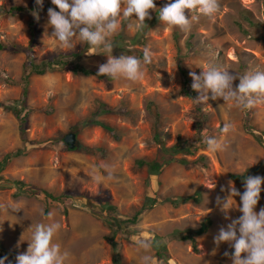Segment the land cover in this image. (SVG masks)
Masks as SVG:
<instances>
[{"label":"rangeland","instance_id":"obj_1","mask_svg":"<svg viewBox=\"0 0 264 264\" xmlns=\"http://www.w3.org/2000/svg\"><path fill=\"white\" fill-rule=\"evenodd\" d=\"M31 1L0 0V44L16 43L22 47L30 44L31 16H13L9 10ZM154 2L157 10L150 11L152 18L145 21L148 27L137 31L134 22L129 28L128 22L122 21L117 34L109 38L112 42L122 32L131 40L129 49L143 53L145 48L149 49L151 63L144 66L145 75L139 82L124 78L108 82L74 75L72 71H64L63 65L47 68L46 74L25 80L30 73L26 55L0 49V103L20 98L27 84L28 109H38L28 116V143H24L17 119L0 108V163L18 149L26 152L24 156L11 158L0 169V241L6 249L25 253L32 235L27 231L31 225L59 222L61 228L53 242L68 253L65 264H114L118 255L106 238L117 227L105 218L102 204L107 201L114 205L115 214L120 217H133L143 205L148 183L147 168L137 165L138 161L153 160L162 143L170 148L193 139L195 146L187 156L190 164L175 161L158 179L152 180V186L165 202L145 211L137 224L117 229L115 241L121 261L141 264V257L147 253L154 258V264H232L224 253L234 249L227 243L217 247L214 237L221 227L226 228L242 215L240 199L237 196L233 198L235 201L229 200L232 209L226 219L217 205V197L229 195L230 174H241L259 166L264 172V101L251 109L234 104L222 107V99L197 104L184 94L186 86L178 70V59L181 56L184 60L190 84V72L199 75L210 62L240 76L264 71V0H220V10L211 18L193 13L199 19L192 22L187 32L169 28L159 20V9L174 0ZM244 14L250 15L253 24L245 20ZM186 15L190 18L187 10ZM48 20L46 12L37 27L40 34L33 47L35 61L40 66L85 46L77 44L74 51L62 49L52 38L53 28ZM188 41H193L192 49ZM122 54L131 55L124 51L112 55ZM77 62L98 70L107 57H82ZM238 83L237 79L234 86ZM101 104L118 109L125 106L129 114L105 113L99 108ZM89 118L104 123L114 132L88 125ZM199 121L204 125L200 126ZM226 123L232 125L227 134L222 132ZM156 126L161 135L157 140ZM70 133L77 135L78 147L88 146L86 151L64 150L68 147L64 139ZM207 137H215L223 149L208 151ZM45 140H55L58 145L41 149L31 144ZM202 155L207 158V166H193L191 162ZM17 180L44 188L62 200L52 202L45 195L19 193L14 184ZM156 180L159 185L154 184ZM232 183L240 192L244 191V185ZM222 187L226 191L222 192ZM72 195L87 196V201L82 200L87 206L78 203L80 200L76 202L78 199ZM175 196H193L195 200L177 206L166 202ZM46 206H50L47 212ZM262 207L264 185L256 211ZM203 224L207 228L198 235L196 231ZM126 230L134 232L132 239H137L129 241ZM138 239L151 240V249L140 248ZM156 245L168 250L171 259L167 263L156 257Z\"/></svg>","mask_w":264,"mask_h":264},{"label":"clouds","instance_id":"obj_2","mask_svg":"<svg viewBox=\"0 0 264 264\" xmlns=\"http://www.w3.org/2000/svg\"><path fill=\"white\" fill-rule=\"evenodd\" d=\"M51 3L55 7L48 9V24L53 28L52 38L59 42L62 49L74 51L77 44H87L93 53L91 55H105L107 62L99 65L98 76H106L112 80L124 78L131 82H139L144 78V66L151 63L152 54L149 49L145 48L143 60L137 55L122 54L114 57V46L109 38L117 34L122 21H127L129 28L134 22L137 31L148 27L145 21L152 18L150 11L157 10L154 0H51ZM43 4L44 0H35L36 9L31 14L37 21ZM220 6V0H174L159 9L158 16L161 23L169 28L187 32L190 31L192 22L199 19L193 13L198 12L211 18L220 10ZM186 10L190 13V18L186 15ZM190 77L191 88L198 93L193 99L197 104H208L210 99H222V107L234 104L238 108L251 109L264 101V71L240 76L210 62L199 75L194 71L190 72ZM237 79L239 83L234 86ZM231 128L232 125L226 123L222 132L227 134ZM205 143L210 152L223 149L215 137H207ZM243 184L244 191L240 192L229 181V195L217 197V205L228 219L227 214L232 209L229 207V200L238 196L242 215L232 220L226 228L221 227L214 237V243L217 247L227 243L234 249L231 253H224L225 257L232 260V264H264V207L256 211L264 177L246 175ZM221 191L226 189L222 187ZM51 217L52 213L49 212L48 218ZM60 228L59 222L31 225L27 230L32 232L27 251L16 256V264H65L68 253L61 251L59 243L53 242ZM137 243L145 250L152 247L151 240L138 239ZM6 262L7 256L0 258V264ZM141 264H154V258L146 253L141 257Z\"/></svg>","mask_w":264,"mask_h":264},{"label":"trees","instance_id":"obj_3","mask_svg":"<svg viewBox=\"0 0 264 264\" xmlns=\"http://www.w3.org/2000/svg\"><path fill=\"white\" fill-rule=\"evenodd\" d=\"M54 7L55 6L52 5L50 0H44L43 10L39 12V17H40L39 21H37L33 17V15L31 14L32 11L36 9L35 0L31 1L26 6H14V7H12L9 10V12L13 16H17L20 14H28L31 16L30 30H29L30 44L26 47H22L16 43H12L8 46L0 44V49L1 50L8 49L9 51H11L13 53L23 52L26 55V57L29 60L26 67L28 68L30 73L26 77L25 80H28V77H30L32 75H44V74H46L47 68L51 69V68H54V66L58 67V65H63L62 69L64 71H72L74 75L82 74L84 76L96 77L97 79L105 80L108 82L113 81L112 79H109L106 76H98L97 75L98 70L82 66L78 62L76 63V61H78L82 57H89L90 58V57L96 56V55H91L93 53L90 52L87 44H85V46L82 49H80L77 52L72 53L69 56L67 55V56H60L58 58L57 57L51 58L42 66H40L36 63L33 47L37 44L39 34H40L37 27L44 20L45 13L48 12V9L54 8ZM243 17H245V20L248 21L249 24H253V21H252L250 15L244 14ZM188 42L190 45L189 48L192 49L194 47L193 41L192 42L188 41ZM111 43L114 46L112 54H115L118 52L123 53V51H124V52H128L131 55H137L138 57L143 59V52L142 51H140L139 49H133L132 50V49L128 48L132 44L131 40L129 37H126V35L123 34L122 32L119 33L118 35H116L113 38V41ZM71 58H74V59L71 61L70 60ZM186 69L187 68L184 64V60L180 56L178 59V70H179L180 74L182 75V77L184 78V85L186 86V88L184 89V94H186L191 99H195L196 98V96H195L196 92L193 91V89L191 88V84L188 80V75H187L188 71H186ZM28 94H29V91H28L27 84H26V87H24L22 89V92H21L22 96L20 98L12 99V100L6 101L4 103H0V108H2L4 112L11 113L17 119L20 136H21L24 143H28V136H27V131H26L27 130L26 124H27L28 116L33 111L38 110V109H34V108L31 110L28 109V103H27ZM99 108H103V111L105 113L106 112L107 113H116L117 112V113H122L124 115L129 114V109L125 106L118 109V108L109 107L106 104H101V106ZM196 111L199 114L200 109H197ZM94 114L96 116L98 115V114H96V111H94ZM199 122H200V126L204 125V122H201V121H199ZM87 124L91 125V126L100 127L102 129L109 131V132H112V133L114 132V129H112L111 127H109V126H107L104 123H101L99 121H93L90 118H89V122ZM155 130H156V133H154V134H155L156 140L160 139L161 135L158 132L157 126H156ZM31 144L33 146L36 145L37 147H39L41 149H47L49 146H50V148H53L54 146L56 147L58 145V143L55 140L54 141L53 140H45V141H38V142L32 141ZM158 144H161V143L158 142ZM193 146H195V143H193V139L180 141V142L174 144L173 146H171L170 148H166L165 145L162 143L160 145V149L158 150V153L156 154V156L153 160H151V161L139 160L137 165H139L140 167H146L147 173H148V183L146 185L145 196H143L144 197L143 205L133 215V217H122V216L120 217L119 215L115 214L117 209L114 205L110 204L107 201L104 202L102 200L100 202V204L104 202V204H102V208L104 210L103 213L106 216L105 218L109 220V223L112 224L113 226L117 227L118 230H121V228H124L129 224L135 225L139 221L140 216L145 211H148L149 209L154 208L157 204H159L161 202H165L161 199L160 195H158L157 188L152 186L153 185L152 180L158 179V177L163 174L165 169L167 167H169L175 161L181 162L183 165L190 164V161L187 159V156L192 154L191 148ZM87 147L84 145L83 146L80 145L79 147L77 146L74 150L86 151ZM64 150L69 151L70 149L68 147H66V148H64ZM25 153L26 152L24 149H18L16 152L12 153L11 155L6 156V158L0 163V169H3L8 164V162L11 160V158H13V157L18 158V157H21L22 155L24 156ZM178 155H181L182 157L178 158ZM206 161H207L206 156L202 155L198 159H196L195 161H193L191 163L193 164V166L201 164L202 166L206 167L207 166ZM258 174H260L261 176H264V172H262V168H260V166L250 168L248 170L246 169V171L244 173H241V174H233L232 173V174H230V179L239 185H244L243 181H244L246 175L255 176ZM14 184L18 188V190L20 191L19 193H24V194L29 195V196L45 195L46 198L48 200H51L52 202H61V200H62L61 196L60 197L55 196L54 194L50 193L48 190H46L44 188L27 185L26 183H24L22 181H18V180L14 181ZM154 184L159 185V181H157V180L154 181ZM194 196L197 197L196 195H194ZM71 197H73L75 200L78 199L76 202H78L80 200L81 202H78V203L87 206V203L85 204L82 202V200H85V201L88 200L87 196L84 197L82 195H72ZM192 200H195V198H193V196H183V197L182 196H180V197L175 196V197L168 199L166 202H169L170 204L177 206L180 204L188 203ZM49 208H50V206H46V212L49 210ZM94 212L100 213L99 211H94ZM66 213H67V211L65 210V214ZM117 229H116V231H114L112 233L111 236L107 237L106 239L109 241L112 248H114V250L117 252V255H118V257L114 260V264H122L120 252H119V249L117 247V242L115 241L116 236H117ZM133 233L134 232L126 230L127 239L129 241H133L132 236L135 235ZM186 239L187 238H184V240H186ZM192 244H193L194 250L197 251V247H196V244L194 241ZM154 248L156 249V254H157L156 257H158L160 262L167 263L171 259L170 254L165 247H159L156 245ZM17 255L18 254L16 251H11V250L6 249L0 241V258L7 256L8 262H6V264H16V256Z\"/></svg>","mask_w":264,"mask_h":264},{"label":"water","instance_id":"obj_4","mask_svg":"<svg viewBox=\"0 0 264 264\" xmlns=\"http://www.w3.org/2000/svg\"><path fill=\"white\" fill-rule=\"evenodd\" d=\"M65 143L68 145L70 150H74L77 146V135L75 133L68 134L65 139ZM207 228L206 224H203V226L196 231L198 235L202 234L205 229Z\"/></svg>","mask_w":264,"mask_h":264}]
</instances>
